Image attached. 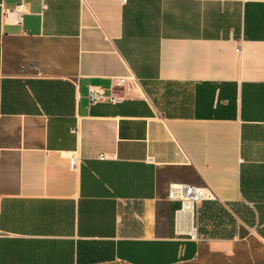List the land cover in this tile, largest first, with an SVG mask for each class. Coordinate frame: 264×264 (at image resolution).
<instances>
[{"label":"crops","instance_id":"obj_1","mask_svg":"<svg viewBox=\"0 0 264 264\" xmlns=\"http://www.w3.org/2000/svg\"><path fill=\"white\" fill-rule=\"evenodd\" d=\"M173 183L213 192L211 228H180ZM253 239L264 0H0V264H236Z\"/></svg>","mask_w":264,"mask_h":264},{"label":"built area","instance_id":"obj_2","mask_svg":"<svg viewBox=\"0 0 264 264\" xmlns=\"http://www.w3.org/2000/svg\"><path fill=\"white\" fill-rule=\"evenodd\" d=\"M128 0H122V2L126 3ZM23 5H18L14 10L10 9H4L3 13L5 17H9L11 14H16L19 12H22ZM237 53L241 54L242 52V42H240L236 47ZM129 80L138 82V78L131 74L129 76H113L112 77V84L110 88H104L97 85H92L89 87V101L91 104H96L99 102H111V103H117L124 100V96L121 94L122 89L125 87L127 82ZM100 159L104 160L107 159V156L105 154H101ZM69 165L72 170H76L80 163V154L79 152L72 151L69 156ZM169 198L174 200H180L181 201V208L182 210L186 203H191L193 211L195 210V207L207 200H214L215 195L213 192L206 188V187H199L187 183H173L170 187ZM179 210V211H180ZM194 218H195V212H193ZM196 229V228H195Z\"/></svg>","mask_w":264,"mask_h":264},{"label":"rangeland","instance_id":"obj_3","mask_svg":"<svg viewBox=\"0 0 264 264\" xmlns=\"http://www.w3.org/2000/svg\"><path fill=\"white\" fill-rule=\"evenodd\" d=\"M213 209L217 210V207L212 208V205L206 204L205 201L199 203L195 207V228L198 222H203L211 228ZM226 244L227 243L213 244V247H229V245ZM238 251L240 253L237 256L236 264H264V244H259L258 241L253 239L250 243L238 246Z\"/></svg>","mask_w":264,"mask_h":264},{"label":"bare ground","instance_id":"obj_4","mask_svg":"<svg viewBox=\"0 0 264 264\" xmlns=\"http://www.w3.org/2000/svg\"><path fill=\"white\" fill-rule=\"evenodd\" d=\"M193 208H192V204L191 203H186V205L184 206V208L179 212L180 214V218L183 220V222L179 220V226L180 228H184L185 226L189 225V222H190V225L192 223V227H193V231H192V234H196V229L194 227V224H193V221H192V218L194 220V214H193ZM185 217V219H183Z\"/></svg>","mask_w":264,"mask_h":264}]
</instances>
